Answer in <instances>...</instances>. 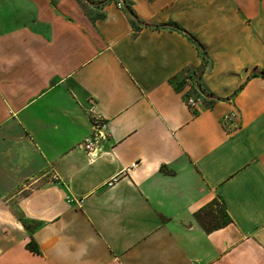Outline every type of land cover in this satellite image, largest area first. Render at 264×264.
<instances>
[{
    "label": "crops",
    "instance_id": "0c3cea01",
    "mask_svg": "<svg viewBox=\"0 0 264 264\" xmlns=\"http://www.w3.org/2000/svg\"><path fill=\"white\" fill-rule=\"evenodd\" d=\"M171 26L207 52L200 78ZM253 71L264 0H0V264H264ZM216 200L230 223L207 233L195 213Z\"/></svg>",
    "mask_w": 264,
    "mask_h": 264
},
{
    "label": "trees",
    "instance_id": "16d2710c",
    "mask_svg": "<svg viewBox=\"0 0 264 264\" xmlns=\"http://www.w3.org/2000/svg\"><path fill=\"white\" fill-rule=\"evenodd\" d=\"M127 10L135 18V20L142 25H145L147 27H155V28L162 27V26H152V25L144 24L135 16V14L130 8H128ZM170 28L184 33L189 38V40L193 42V44L198 49L199 53L202 55L204 63L200 71L197 73V78H200L203 75V73H205L208 66L207 52L202 47V45L189 33L182 31L180 28L176 26L173 27L171 26ZM252 74L260 75L264 77V71H253ZM205 96L207 97V95ZM195 219L207 233H212L216 230H219L230 223V218L226 212L225 205L219 200L214 201L213 203L207 205L205 208L196 212ZM28 248L33 252L36 253L40 252L38 245L35 243V241H31L28 244Z\"/></svg>",
    "mask_w": 264,
    "mask_h": 264
},
{
    "label": "built area",
    "instance_id": "2783aa9c",
    "mask_svg": "<svg viewBox=\"0 0 264 264\" xmlns=\"http://www.w3.org/2000/svg\"><path fill=\"white\" fill-rule=\"evenodd\" d=\"M123 6L124 5L122 2L118 3L119 8H123ZM202 102H204V100L201 97L190 98L187 100V104L191 108H197V105L201 104ZM91 111L93 134L91 137L87 138L84 143H82V147L87 153L96 154L99 150L101 142L107 139V124L103 117L94 113L93 109H91ZM238 118V114L236 112H232L223 118V123L225 125H229L236 122ZM53 178L54 181H60L57 175H55Z\"/></svg>",
    "mask_w": 264,
    "mask_h": 264
},
{
    "label": "rangeland",
    "instance_id": "374dc122",
    "mask_svg": "<svg viewBox=\"0 0 264 264\" xmlns=\"http://www.w3.org/2000/svg\"><path fill=\"white\" fill-rule=\"evenodd\" d=\"M188 84H192L194 85V82H192L191 80H189V78H186V77H183L181 79H178L176 82H175V85L177 86V88H184L185 86H187ZM195 87V85H194ZM198 87L196 86L195 87V90H197Z\"/></svg>",
    "mask_w": 264,
    "mask_h": 264
}]
</instances>
